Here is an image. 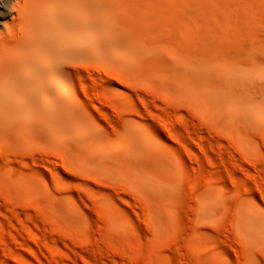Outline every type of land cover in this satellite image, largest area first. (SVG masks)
<instances>
[{
	"label": "rangeland",
	"instance_id": "1",
	"mask_svg": "<svg viewBox=\"0 0 264 264\" xmlns=\"http://www.w3.org/2000/svg\"><path fill=\"white\" fill-rule=\"evenodd\" d=\"M125 45L117 40L103 46L111 73L86 67L94 73L87 83L99 82V91L111 98L106 108L95 100L98 108L91 107L90 89L88 96L82 94L77 78L85 69L71 71L77 100L91 98L87 102L95 121L82 110L83 118L74 122L69 108L41 103L54 114L27 124L23 132L6 137L0 132V140L9 143L7 152H0V264H264V131L255 126L248 132L257 140L258 153L234 134L239 127L214 124L210 115L200 114L188 98L197 87L175 93L150 77L153 91L148 93L138 64L125 55ZM134 57L141 58L138 53ZM83 59L100 63L97 55ZM83 59L74 61L79 65ZM123 76L135 80V86H126ZM112 102H117V119L111 116ZM103 111L111 114L108 120ZM161 112L176 115L171 131L185 136V144L165 132ZM49 126L55 134L48 132ZM141 129L157 143L147 140ZM140 141L179 161L181 169L163 173L146 168ZM251 156L258 165L247 160ZM50 161L56 163L57 174ZM193 174L201 184L190 182L188 175ZM211 190L220 195L207 202ZM246 204L262 214L249 232L242 220ZM63 205L77 206L67 211ZM131 245L140 249L133 252Z\"/></svg>",
	"mask_w": 264,
	"mask_h": 264
},
{
	"label": "bare ground",
	"instance_id": "2",
	"mask_svg": "<svg viewBox=\"0 0 264 264\" xmlns=\"http://www.w3.org/2000/svg\"><path fill=\"white\" fill-rule=\"evenodd\" d=\"M117 40L126 44L125 55L138 64L144 75V90L150 94L153 91L147 81L150 77L168 85L175 93L197 87L199 91L188 98L197 104L200 114L210 115L214 124L231 123L239 127L234 134L245 138L259 153L257 140L250 137L251 140L248 132L255 126L264 131V0H0V132L5 137L23 132L27 124L44 121L54 114L42 108L41 103L69 108L74 122L83 118L82 110L95 121L87 102L91 98L77 100V81L71 71L79 66L85 69L84 75L77 79L82 94L88 96L90 89L91 107L96 110L95 101L107 106L111 98L99 91L98 81L93 82L97 86L87 83L86 78L94 73L86 67H91L93 72L111 73L103 46ZM133 51L141 58L135 59ZM89 55L92 58L97 55L100 63L83 59ZM76 58L83 59L81 64L75 63ZM122 78L126 86H135L132 78ZM137 97L143 105L147 104L143 95ZM112 103L114 116L103 111L102 118L117 119V102ZM161 114L158 118L165 132L185 144V136L171 131L170 123L176 115ZM53 128H48L52 135ZM111 129L116 131L114 125ZM141 132L147 140L157 143V138L147 130ZM7 141L0 140L1 153L7 152ZM137 143L140 150H146L149 170L166 173L181 169L179 161L173 162L154 144ZM103 150L110 148L103 146ZM246 158L251 164H259L253 156ZM51 163L52 173L57 174L56 163ZM193 175H188L190 182L201 184ZM219 195L218 190H211L206 200H217ZM245 206L242 220L249 232L262 214L257 207ZM64 208L69 211L71 206ZM209 208L215 210L210 203ZM135 247V250L131 248L133 252L140 249ZM146 260L148 263L145 257Z\"/></svg>",
	"mask_w": 264,
	"mask_h": 264
}]
</instances>
